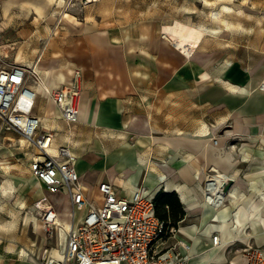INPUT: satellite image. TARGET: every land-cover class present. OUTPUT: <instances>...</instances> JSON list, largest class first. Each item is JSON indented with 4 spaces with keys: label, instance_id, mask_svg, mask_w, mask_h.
I'll return each instance as SVG.
<instances>
[{
    "label": "crops",
    "instance_id": "0c3cea01",
    "mask_svg": "<svg viewBox=\"0 0 264 264\" xmlns=\"http://www.w3.org/2000/svg\"><path fill=\"white\" fill-rule=\"evenodd\" d=\"M37 1L42 4L44 38L38 59L25 65H35L42 84L51 87L68 80L71 70L78 68L81 91L78 120L67 124L51 98L32 82L30 86L38 89L32 113L41 129L53 133L52 144L66 146L75 156V168L89 196H98L101 181L111 182L125 196L140 181L148 191L160 186L175 191L185 211L181 221L197 216L190 222L199 229L195 238L192 232L188 234L192 239L181 236L191 244L193 264H240L239 255L227 250L231 244L247 243L264 251V228L252 224L256 217H249L246 232H241L236 218L239 204H212L195 197L197 184L206 176L234 175L233 166L242 160L228 155L234 133L250 136L262 128L257 116H264V110L256 103L258 92H264L257 87L260 79H242L246 72L238 63L209 61L196 49L199 43L187 55L155 20L124 17L107 0L67 8L65 0L2 4L11 9L31 3L28 8L35 12L38 8L32 2ZM241 85L249 86L251 94ZM225 126L231 128L218 136ZM129 159H134L133 165ZM131 172L135 174L128 182ZM9 180L12 183V176L0 179V264H37L33 252L12 246V228L29 226L33 213L30 206H12L16 195ZM37 185L42 195L45 189ZM200 207L206 212L201 218ZM224 207L228 212L222 220L216 212ZM254 207L248 205L244 211L251 214ZM259 208L264 214V207ZM212 226L220 228L218 246H211V235L217 232ZM20 248L25 253H18Z\"/></svg>",
    "mask_w": 264,
    "mask_h": 264
},
{
    "label": "rangeland",
    "instance_id": "374dc122",
    "mask_svg": "<svg viewBox=\"0 0 264 264\" xmlns=\"http://www.w3.org/2000/svg\"><path fill=\"white\" fill-rule=\"evenodd\" d=\"M2 1L0 0V67L12 63L24 65L30 61H36L44 38V34L41 31V25L44 23L43 13L40 10L42 4L38 1L32 2V5L38 8L35 9V12H32L28 8L31 3L24 5V2H21L15 8L11 7L10 9L7 6H3ZM107 1L119 8V12L124 17H144L155 20L160 25L163 33L171 38L172 35L164 32L165 27H173L178 24L184 29L187 27L186 30L192 36L196 32L201 31L202 36L196 41L193 50L199 43L196 49L209 61H217L224 64L238 63L246 72L241 75L242 79L247 76L249 78L252 77L254 80L264 78V0ZM223 6H226L227 10H223ZM36 14L38 15L36 16ZM173 41L175 42V40ZM186 41L183 45L189 43V41L188 43ZM175 43L177 44V42ZM177 45L179 46V44ZM254 69L256 73L252 72ZM32 82V78H28V83ZM241 87L245 88L246 85ZM256 103L258 108L263 111V91L258 92ZM257 123L262 128L252 131L250 136L244 135L242 132H235L233 137H231L233 143L230 147L231 152H228V155L233 156L237 160L240 157L242 159L233 166L234 175H231V173H214L215 175H209L208 179H206V176L197 184L198 189L196 191L198 193L195 197L204 200L211 199L215 195V199L221 200V204L223 203L225 206L233 203L236 206L239 204L240 208L238 210L242 209L243 211L247 210L248 205L255 206L251 208V214L246 211L248 218L251 217L253 219L256 217V221L253 220V226L257 223L264 228V214L260 213L259 208V206L264 207L263 115L257 116ZM230 128V126L223 127L218 132V136H223ZM21 138V134L16 131L4 128L0 130V159L5 162L3 165L0 164L2 165L0 167V179L4 176H12V183L10 180L9 183L12 185V190L16 195L12 199V206H30L33 213L32 217L34 215L37 217H35V220L33 218V222L27 227L15 226L12 228V246L16 248L22 246L26 251L33 252L38 262L31 254L29 255L40 264L39 261L41 260L44 247H54L55 249L63 247V243L61 248L60 245H57V241H59L57 236L59 225L52 223L47 228L45 226L44 230L40 221V204L51 202L55 208H64L68 221L70 220V205L67 198L61 193L48 195L45 191L40 195L37 181L30 174L28 168L29 158L36 152V149L27 140L22 142ZM248 141L251 144H248ZM139 183L138 185H142L141 181ZM194 185L192 184L193 187H195ZM210 187H215L212 190L213 194L210 193V190L206 191ZM157 191H163V188L159 187L155 192L154 190L151 192L156 194ZM42 196L46 198L43 199ZM222 209L216 212L217 218L218 214L223 213L224 209ZM202 213L206 212L200 207V218ZM184 216L185 211L182 217L176 221L175 229H178L181 224L194 222L197 217L193 215L181 221ZM171 226H168V233L164 238L166 240L165 245L170 244L172 241L168 239V236L176 233V231L169 232ZM240 230L241 232H246L245 224L240 227ZM247 247H249L247 243L231 244L227 247V250L232 248V251L235 252L234 254L239 255L237 259L239 261L243 257L244 248ZM22 250L25 253L22 248L18 250V253L22 254Z\"/></svg>",
    "mask_w": 264,
    "mask_h": 264
},
{
    "label": "built area",
    "instance_id": "2783aa9c",
    "mask_svg": "<svg viewBox=\"0 0 264 264\" xmlns=\"http://www.w3.org/2000/svg\"><path fill=\"white\" fill-rule=\"evenodd\" d=\"M96 0H65L64 7ZM28 77L40 81L36 72L26 65L12 63L0 67V129L13 130L25 136L36 152L30 156V174L47 194L62 192L70 205V228L63 247H44L40 264H193L191 244L175 233L168 236L166 221L154 209V193L144 185L134 187L129 196L119 194L109 181L97 184V197H90L75 168L74 156L64 145L50 152L53 133L40 128L38 116L32 113L35 92ZM81 72L71 70L70 78L46 88L61 118L67 124L78 120V99ZM45 199V196H42ZM55 207H40L44 227L54 223ZM174 226L169 232H174ZM213 246L220 244L219 235H211ZM240 264H264V254L258 246L244 248Z\"/></svg>",
    "mask_w": 264,
    "mask_h": 264
},
{
    "label": "bare ground",
    "instance_id": "6f19581e",
    "mask_svg": "<svg viewBox=\"0 0 264 264\" xmlns=\"http://www.w3.org/2000/svg\"><path fill=\"white\" fill-rule=\"evenodd\" d=\"M222 9L223 10H227V7L226 6H223L222 7ZM67 13V12H66ZM64 14V13H63ZM67 15V14H66ZM69 16V15H68ZM217 16V15H216ZM214 17V16H213ZM219 17V16H218ZM217 17V18H218ZM216 19V18H215ZM219 19H220V17H219ZM218 19V20H219ZM223 22H224V20H222ZM214 22V21H213ZM224 23H226V22H224ZM220 24V23H219ZM187 28V27H186ZM186 28L184 29L183 27H181V26H179L178 24L177 25H175V26H173V27H165V31L164 32H166L167 34H170V35H172V39L173 40H175V42H177V44H179V46H181V47H183V48H185L186 49V53H187V55L188 54H190L192 51H193V47L195 46V44H196V41L202 36V32L201 31H198V32H196L195 33V35L194 36H192V35H190L189 33H188V30H186ZM215 31H217V30H215ZM252 34V33H251ZM248 38H250V37H248ZM186 40H188L189 41V43H188V41H186ZM187 42L188 44L187 45H183L184 44V42ZM205 45V44H204ZM185 46H187V47H185ZM197 46V45H196ZM203 46V45H202ZM251 51V50H250ZM250 54V53H249ZM246 59V58H245ZM25 65V64H24ZM26 66H28V68H29V72H38L37 71V68H35V65H26ZM40 77V76H39ZM28 78H31V77H28ZM220 78V77H219ZM32 80H33V78H32ZM30 85H32V83H29ZM33 84L36 86V88H37V86L39 87V90L40 91H42L44 94H47L48 95V93L47 92H45V87L46 88H48V90H49V88H55V87H51V86H44V84H42V78H40V81L39 82H35L34 80H33ZM233 84V83H232ZM230 86H231V84H230ZM233 86V88L234 87H236V86H234V85H232ZM242 86V85H241ZM240 86V87H241ZM225 87V86H224ZM257 87L258 88H262V89H264V78H261L259 81H258V85H257ZM33 88V87H32ZM41 88V89H40ZM184 88V87H183ZM232 88V89H233ZM33 90H34V92H35V94H37L38 93V89H34L33 88ZM234 90H235V88H234ZM241 90H243V91H245L247 94H251V89H250V87L249 86H246L245 88L244 87H241ZM231 91V90H230ZM49 96V95H48ZM50 97V96H49ZM189 101V100H188ZM162 114V113H161ZM188 114H189V112H188ZM227 117V116H226ZM168 122V121H167ZM155 126V125H154ZM212 134V133H211ZM213 135V134H212ZM22 136V138H21V141L23 142L24 140H27L26 138H25V136H23V135H21ZM206 137V136H205ZM25 142V141H24ZM27 142H29L28 140H27ZM227 143V142H226ZM58 145H60V144H58ZM58 145H54V144H52L51 146H50V152H53L52 151V149L54 148V150L56 151V147L58 146ZM229 148V147H228ZM68 149V148H67ZM54 151V152H55ZM168 153V152H167ZM72 154V153H71ZM73 155V154H72ZM74 156V155H73ZM148 158V157H147ZM74 162H75V164H76V158H75V156H74ZM5 162H4V160H2V159H0V164H4ZM127 163H129V164H131V165H133V163H134V159H129V160H127ZM152 163V162H151ZM151 166V165H150ZM236 169V168H235ZM133 174H135V173H133V172H131V173H129L128 174V178H127V181L128 182H130L131 181V179H132V176H133ZM161 178V177H160ZM214 180V179H213ZM216 182H218L217 180H215ZM163 182V181H162ZM175 182V181H174ZM220 183V182H219ZM214 184H216V183H214ZM177 184H175L174 186H176ZM223 185V184H222ZM227 185V184H226ZM14 186V185H13ZM161 187V186H160ZM221 187H223V186H221ZM173 188V187H172ZM171 188V189H172ZM177 188V187H176ZM213 188L215 189V187H210V189H207L206 191H208V190H210V193H212V190H213ZM227 188H228V186H227ZM127 189V191H129V188H126ZM133 189H134V187L130 190V194H129V196L132 194V192H133ZM40 190V189H39ZM180 190V189H179ZM218 191V190H217ZM217 193V192H216ZM179 194H181L182 196L184 195L183 194V191L182 190H180V193ZM213 194V193H212ZM221 194V193H220ZM209 195V194H208ZM215 196V195H214ZM214 196H212L211 197V199H205L206 201H208L209 203H212V202H219V201H221V200H219L218 198L217 199H215V197ZM185 198V197H184ZM221 199H222V197H221ZM232 199V198H231ZM52 205V203L50 202V203H47V202H43V203H41L40 204V207H42V206H51ZM223 210V209H222ZM228 209L226 208L225 209V207H224V210H223V213H221V215H220V217L219 218H222V220H224L225 219V216H227V211ZM55 217H54V223H56L57 225H59L60 227H59V233L57 234V236L59 237V241H57V245H60V248H61V245H62V243H64V232L65 231H67L69 228H70V222H71V219L68 221V219H67V217L65 216L67 213H65V211H64V208H56L55 209ZM224 213H225V215H224ZM248 213H246V212H244L242 209H240V210H237V212H236V218H237V220H238V222H240V224H241V226H243L244 225V222L248 219V215H247ZM69 215H70V211H69ZM205 216V215H204ZM70 217V216H69ZM33 218H34V220L36 219L35 218V215L33 216ZM40 221H41V223H42V226H43V228H44V230H45V227H44V224H43V222H42V220L40 219ZM36 224H37V220H36ZM212 228H213V231H217L218 232V234H219V239H220V241H221V234H220V228H216L215 226H212ZM210 229V228H209ZM192 230V231H191ZM197 230H199L198 228H197V226L195 227V225L194 224H192V223H187V224H181V225H179V228L176 230V233H175V236L176 237H178V238H181V236L182 235H185V236H189L188 234H189V232H192L194 235L192 236L193 238H195V236H196V234H198V231ZM65 234H66V232H65ZM190 237V236H189ZM192 237H190L191 239H192ZM221 244H224V242L222 241V243ZM211 246H213L212 245V243H211ZM210 246V247H211ZM250 246V245H249ZM260 248V247H259ZM262 250V249H261ZM262 253L264 254V251H262ZM22 254H23V250H22ZM29 257L31 258V260H33V261H35L34 259H33V257H31L30 255H29ZM36 262V261H35ZM235 263V262H234ZM38 264V263H37Z\"/></svg>",
    "mask_w": 264,
    "mask_h": 264
},
{
    "label": "trees",
    "instance_id": "16d2710c",
    "mask_svg": "<svg viewBox=\"0 0 264 264\" xmlns=\"http://www.w3.org/2000/svg\"><path fill=\"white\" fill-rule=\"evenodd\" d=\"M153 201L156 215L166 221L168 226H174L184 213L179 198L174 191H157L154 194Z\"/></svg>",
    "mask_w": 264,
    "mask_h": 264
}]
</instances>
